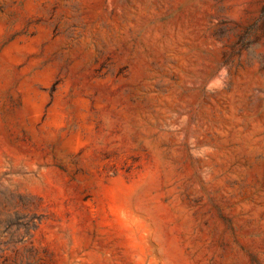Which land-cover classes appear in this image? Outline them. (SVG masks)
I'll use <instances>...</instances> for the list:
<instances>
[{
  "label": "rangeland",
  "instance_id": "obj_1",
  "mask_svg": "<svg viewBox=\"0 0 264 264\" xmlns=\"http://www.w3.org/2000/svg\"><path fill=\"white\" fill-rule=\"evenodd\" d=\"M0 264H264V0H0Z\"/></svg>",
  "mask_w": 264,
  "mask_h": 264
}]
</instances>
